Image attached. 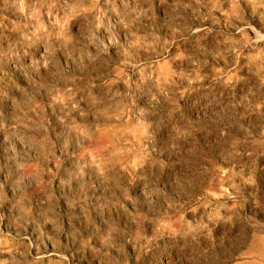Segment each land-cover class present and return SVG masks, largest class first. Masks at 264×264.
I'll return each mask as SVG.
<instances>
[{"label": "rangeland", "instance_id": "374dc122", "mask_svg": "<svg viewBox=\"0 0 264 264\" xmlns=\"http://www.w3.org/2000/svg\"><path fill=\"white\" fill-rule=\"evenodd\" d=\"M0 264H264V0H0Z\"/></svg>", "mask_w": 264, "mask_h": 264}]
</instances>
